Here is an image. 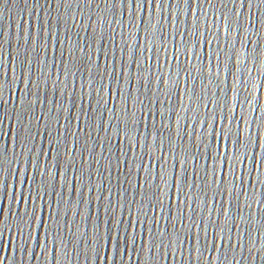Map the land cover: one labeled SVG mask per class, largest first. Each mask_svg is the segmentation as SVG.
<instances>
[{
    "label": "water",
    "instance_id": "obj_1",
    "mask_svg": "<svg viewBox=\"0 0 264 264\" xmlns=\"http://www.w3.org/2000/svg\"><path fill=\"white\" fill-rule=\"evenodd\" d=\"M0 85L2 264H264V0H0Z\"/></svg>",
    "mask_w": 264,
    "mask_h": 264
},
{
    "label": "snow or ice",
    "instance_id": "obj_2",
    "mask_svg": "<svg viewBox=\"0 0 264 264\" xmlns=\"http://www.w3.org/2000/svg\"><path fill=\"white\" fill-rule=\"evenodd\" d=\"M88 2L91 3V0H88ZM133 2H135L138 5L141 2V0H129V3H133ZM151 2L152 0H149V3ZM157 2H159V0H157ZM24 79H25V82L29 83V78L27 76H24ZM0 88H2V85H0ZM134 130H135V123H133L131 127H126V129L123 130L125 132V140H128L130 138L129 134L133 133ZM217 136H218V139H222L223 141H227V139L229 138L228 135L221 136V134L219 133L217 134ZM136 139L140 142L139 146L141 148L146 146L143 143V137H137ZM239 143H240L239 141H236L237 148L239 147ZM133 147H135V144L133 145ZM24 154L25 153L22 149L21 155H24ZM225 155L226 154L222 153L220 158H225ZM26 159L34 171H38L41 168L40 162L37 160L35 156L32 155L31 158H29V155H27ZM213 159H215V157ZM231 166H232L231 163H229L230 168ZM3 171H4V158H3V153L0 152V178H2ZM161 171L163 172V169ZM19 176L22 177L25 182V174L23 170L21 169H19ZM39 176L41 177L42 182L44 178L48 176V166L47 165H44L43 170L39 171ZM161 179L163 180V176H161ZM26 183L29 185L30 189H32L35 184L34 180L31 177H27ZM261 183H264V181H262ZM179 187H180V183H179V180H177V188L179 189ZM42 191L43 189L36 188L35 191L30 192V195L28 196H24L23 193H20L18 196V199H17V194H15V199H17V203L23 202L25 204L31 203L33 205L32 211L30 213L24 212L23 214L20 215V220L17 224L16 231H17V235L20 237L21 246L26 245L27 240L32 238L31 236L32 229L30 227V222L33 218L35 219V222L39 224L41 227H44L45 229L48 228V225H46L44 221L41 219V217L37 214L38 209L35 207L36 201L43 198L41 195ZM9 195L12 197V193H9ZM25 217H28V219L26 220ZM3 223H4L3 219L0 218V226H3ZM109 223H111V221H109ZM25 227L28 228L27 237L25 236V232H24ZM133 227H135V225H133ZM99 239L101 238L98 235L97 241H96L98 250L101 247L99 244ZM128 240H129V237L125 236L123 238V243H122L121 238L117 235H113L112 229L111 228L109 229L108 241L113 245L115 254L117 256H123L126 254V252L128 253L130 251L128 247ZM104 260L108 261V264H111L110 257L106 256L104 257ZM0 264H2V262H0ZM118 264H123V261H119Z\"/></svg>",
    "mask_w": 264,
    "mask_h": 264
}]
</instances>
